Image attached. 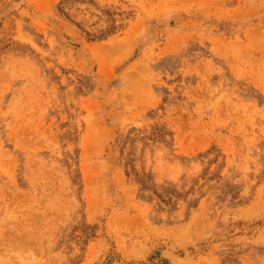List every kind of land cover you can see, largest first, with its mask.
I'll return each instance as SVG.
<instances>
[{
	"label": "rangeland",
	"instance_id": "1",
	"mask_svg": "<svg viewBox=\"0 0 264 264\" xmlns=\"http://www.w3.org/2000/svg\"><path fill=\"white\" fill-rule=\"evenodd\" d=\"M0 264H264V0H0Z\"/></svg>",
	"mask_w": 264,
	"mask_h": 264
}]
</instances>
